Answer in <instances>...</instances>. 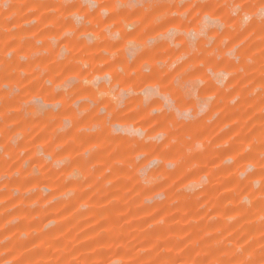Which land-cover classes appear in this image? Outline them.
Listing matches in <instances>:
<instances>
[{
  "label": "rangeland",
  "instance_id": "1",
  "mask_svg": "<svg viewBox=\"0 0 264 264\" xmlns=\"http://www.w3.org/2000/svg\"><path fill=\"white\" fill-rule=\"evenodd\" d=\"M0 264H264V0H0Z\"/></svg>",
  "mask_w": 264,
  "mask_h": 264
}]
</instances>
